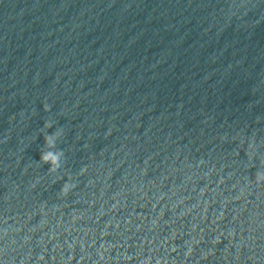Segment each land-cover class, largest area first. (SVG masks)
<instances>
[{"label":"water","instance_id":"95a60500","mask_svg":"<svg viewBox=\"0 0 264 264\" xmlns=\"http://www.w3.org/2000/svg\"><path fill=\"white\" fill-rule=\"evenodd\" d=\"M258 177L264 0H0V264H264Z\"/></svg>","mask_w":264,"mask_h":264},{"label":"clouds","instance_id":"9594fccd","mask_svg":"<svg viewBox=\"0 0 264 264\" xmlns=\"http://www.w3.org/2000/svg\"><path fill=\"white\" fill-rule=\"evenodd\" d=\"M50 127V125H49ZM58 133L57 134H50L47 137H45V143L47 144L49 149H52L55 147V141L58 139ZM62 152L60 151H44L41 153V161H43L46 164L50 165V170L55 171L61 166V158H62ZM258 179H264V177H258ZM70 190V185L65 184L62 191L64 194H67Z\"/></svg>","mask_w":264,"mask_h":264}]
</instances>
